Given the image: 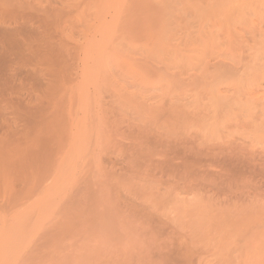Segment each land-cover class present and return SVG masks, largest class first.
Here are the masks:
<instances>
[{"label":"rangeland","instance_id":"obj_1","mask_svg":"<svg viewBox=\"0 0 264 264\" xmlns=\"http://www.w3.org/2000/svg\"><path fill=\"white\" fill-rule=\"evenodd\" d=\"M200 1L0 0V264H244L236 237L264 242V60L238 65L249 35L182 54ZM57 141L47 182H19Z\"/></svg>","mask_w":264,"mask_h":264},{"label":"bare ground","instance_id":"obj_2","mask_svg":"<svg viewBox=\"0 0 264 264\" xmlns=\"http://www.w3.org/2000/svg\"><path fill=\"white\" fill-rule=\"evenodd\" d=\"M188 1V0H187ZM182 4V3H181ZM189 4V6L187 5V4H182V15H183V19L182 20H184V22H186V19L187 18H192V19H196V18H198V19H196L197 21L198 20H200V22H199V24L198 23H195L194 22V26H196V27H194L190 22L188 23V24H190L189 26H188V24L187 25H185V23H182V25H181V23H180V27L181 26H184V27H181L182 28V33H183V37H184V39H183V41H184V43L186 44V42H187V44L186 45H189V47H193L192 49L194 50L195 48H196V50L195 51H193L192 49H190V50H192V51H186L187 49H189V47L186 49V50H184L185 49V47L183 48V52H182V54L183 53H190V55H192L193 56V58H192V56H190L189 54H188V56H190L189 58L191 59H195V60H198V59H202V57L201 56H204V55H206V56H204V57H209V58H211L212 57V59H213V61H215L214 59H216V58H214V57H218V55H219V57H218V59H221V60H227L228 61V59H233V57L232 58H226V55H228L231 51H233V49H235V48H233V47H231L229 50H228V48L230 47V46H232V45H234V44H236L237 46H239V44L241 45L242 43H240L238 40H236L235 39V37L237 38V39H239V40H241V39H243V36L244 35H249L248 37H250V38H247V36L246 37H244L245 39H243V42H248V40L250 41V40H252L250 43H252L251 45V47L252 48H254V49H252V51L253 50H255V47H253V46H255L257 43H259L258 44V46H257V48H256V50L255 51H253V53H250L249 55L247 54V56H244V55H242V60H240L239 62H238V65H240L241 64V66L242 67H245L246 66V68H249L248 66L249 65H251V63L252 62H259V61H261V60H264V28H259V26H261V25H258V29L254 26V28H252L251 26H253V25H251L252 24V22H251V18H253L254 20H258L257 22L259 23V19H260V17H262V14L264 13V0H203V1H200V3L199 4H195V5H190L191 4V2L190 3H188ZM193 4V3H192ZM249 10V11H248ZM264 15V14H263ZM190 18V20H192ZM181 19V18H180ZM189 20V19H188ZM249 21V22H248ZM229 22L231 23V22H238L239 23V26H241L239 29H237L235 26H232V25H235V23H233V24H230V26H228L229 25ZM253 22H255V21H253ZM261 22H263V20H261ZM197 24L199 25V27L197 26ZM208 25L210 28H211V30H212V28L213 29H215V31H216V33H213V31H209V29H208V31L206 32V34H204L205 32H204V30H203V25ZM249 24L251 25V26H249ZM257 24V23H256ZM256 24H254V25H256ZM237 25V24H236ZM188 26V27H187ZM190 26H192V27H194L193 29H196V31L194 30V33L195 32H197V34L195 33V34H193V32L192 33H190V30L188 29V28H190ZM192 29V30H193ZM179 31H181V30H179ZM221 33V34H220ZM209 34V35H208ZM236 34L237 35H239V36H236ZM203 35V36H202ZM222 35V40L224 39V41H226V42H224V41H221L220 39H218L219 37L218 36H221ZM193 38H192V37ZM224 36V37H223ZM182 37V38H183ZM188 37V38H187ZM217 37V38H216ZM257 37V38H256ZM207 38V40H208V42H206L207 40H205ZM187 40H189V41H187ZM1 41V40H0ZM182 41V42H183ZM181 42V43H182ZM192 42V43H191ZM223 42H224V44H223ZM242 42V41H241ZM184 43L181 45L182 47H183V45H184ZM192 44H194V45H192ZM192 45V46H191ZM195 45H197L198 47H202V50L200 49V48H197V46H195ZM222 45H223V47H224V45H225V48H227V52L228 51H230L228 54H225L224 52H222V51H224L223 49H220V48H223L222 47ZM185 46V45H184ZM237 46H235V47H237ZM245 46H247L248 48H249V46L250 45H248V44H245ZM187 47V46H186ZM206 48V49H204V48ZM209 49V51H207L208 49ZM233 48V49H232ZM239 48V47H238ZM240 48H245V47H243V46H240ZM197 49H199V50H201V51H199V50H197ZM216 49H219V52H220V50H221V52L219 53L218 52V50H216ZM251 49V48H250ZM250 49H246V51H248V50H250ZM5 50V49H4ZM216 50V51H215ZM241 50V49H240ZM184 51H186V52H184ZM204 51H206V52H204ZM225 51H226V49H225ZM237 51V50H236ZM251 51V52H252ZM191 52H193V53H197V54H192ZM199 52H201L200 54H198ZM207 52H218V55L217 56H215V55H211V53L209 54H207ZM185 54V55H186ZM202 54H204V55H202ZM215 54V53H214ZM221 54V55H220ZM197 55L200 57V58H198L197 57ZM207 55H209V56H207ZM211 55V56H210ZM238 56V55H237ZM188 57H187V59H189ZM191 59V60H192ZM207 60V59H206ZM220 60V62L221 63H219L220 65H218L217 63L215 64L216 66H214L215 68H218L217 67V65L220 67H223V66H225V65H222V61ZM209 61V60H208ZM234 61V60H233ZM192 62V61H191ZM193 62H195V61H193ZM197 62V61H196ZM229 63H231V62H229ZM234 63H237V61L236 62H234ZM262 63V62H261ZM193 64H195V63H193ZM224 64V63H223ZM257 64V63H256ZM263 64H264V62H263ZM195 65H198V64H195ZM203 65V64H202ZM258 66H259V64H257ZM199 66V65H198ZM227 66V65H226ZM257 66V67H258ZM192 67V66H191ZM203 67V66H202ZM201 67V68H202ZM213 67V68H214ZM228 67V66H227ZM227 67H224V68H227ZM238 67V66H237ZM193 68H197V66H195V67H193ZM212 68V69H213ZM229 68H231V67H229ZM250 68H252V67H250ZM256 68V67H255ZM259 68V67H258ZM258 68H256V71H257V69ZM245 68H241V71L242 70H244ZM195 70H202V69H195ZM218 70V69H217ZM216 70V71H217ZM190 71V70H189ZM188 71V72H189ZM193 71V70H192ZM191 71V72H192ZM203 71V70H202ZM220 71V70H219ZM227 71H228V69H227ZM232 71V70H231ZM199 72H201V71H199ZM238 72H240V71H238ZM247 72V70H244V71H242V73H246ZM253 72H255L254 71V68H253V71H252V73ZM258 72H259V69H258ZM182 73V72H181ZM195 73V72H194ZM209 73V72H208ZM212 73V72H211ZM213 73H214V71H213ZM232 73V72H231ZM262 73H264V72H262ZM202 74V73H201ZM201 74H199V75H201ZM204 75L205 74H207V73H203ZM233 74V73H232ZM254 74V73H253ZM181 75H183V74H181ZM195 75V74H194ZM212 76H213V74H211ZM236 75V74H235ZM238 75V74H237ZM242 75V74H241ZM247 75V74H246ZM251 75V74H250ZM258 75H260V74H258ZM257 75V76H258ZM262 75V74H261ZM188 76H190V75H188ZM188 76H187V78H188ZM196 76V75H195ZM208 76V75H207ZM234 76V75H233ZM257 76H255V77H257ZM197 78H201V77H198V76H196ZM222 77V76H221ZM238 77H240V75L238 76ZM251 77H253V76H251ZM260 77V76H259ZM191 78H193V79H195V77H191ZM208 78H210L209 76H208ZM207 78V81H211V79L209 80ZM214 78V77H213ZM229 78V77H228ZM243 78V77H242ZM188 79H190V78H188ZM220 79V78H219ZM222 79H223V77H222ZM241 79V78H240ZM181 80V79H180ZM197 80H199V79H197ZM202 80V79H201ZM204 80V79H203ZM252 79H250L249 81H251ZM257 80V79H256ZM263 80V79H262ZM183 81H185V80H183ZM190 81V80H189ZM240 81V80H239ZM259 81V80H258ZM200 82H203V81H200ZM205 82V81H204ZM225 82V81H224ZM232 82V81H231ZM242 82V81H241ZM257 82V81H256ZM190 83V82H189ZM214 83V82H213ZM216 83V82H215ZM225 83H228V82H225ZM235 83V82H234ZM260 83V82H259ZM180 84V83H179ZM194 84V83H193ZM204 84V83H203ZM238 84H242V83H238ZM258 84V83H257ZM187 85V84H186ZM201 85V84H200ZM209 85V84H208ZM210 85H212V83L210 84ZM202 86V85H201ZM253 86H256V85H253ZM214 87V86H213ZM235 87H238V86H235ZM229 88H231V85L229 86ZM241 88V87H240ZM232 89H233V87H232ZM232 89H230L231 91H233ZM235 89H237V88H234V90ZM243 89V88H242ZM222 90V89H221ZM244 90H247V93H249L250 91H248V89H244ZM217 91H219V90H217ZM215 92V94L217 95L218 93H220V91L219 92ZM241 90H239V92H240ZM252 91V90H251ZM256 90H254V92H255ZM257 91H258V89H257ZM256 91V93L254 94V95H256L257 96V94L259 93V92H257ZM170 92H173V91H170ZM207 92H209V90L207 89ZM225 92L227 93V90L225 89ZM234 93H235V91H233ZM147 93V92H146ZM182 93L183 92H181L180 94L182 95ZM246 93V94H247ZM165 94V93H164ZM205 94H207V93H205ZM212 94V93H211ZM215 94H213V95H215ZM228 94H229V92H228ZM236 94L238 95L239 93H235L234 95H235V97H236ZM244 94V93H243ZM250 94H252V93H249V94H247V95H250ZM260 94V93H259ZM258 94V95H259ZM166 95V94H165ZM168 95V94H167ZM170 95V94H169ZM213 95H211V97L210 98H215V97H213ZM219 95H221V93L219 94ZM219 95H217V97L218 98H220L219 97ZM229 95H232V94H229ZM229 95H227V96H229ZM254 95H252V96H254ZM133 96H136V95H133ZM142 96V95H141ZM141 96H138L139 98L141 97ZM204 96V95H203ZM144 97V96H143ZM146 97V96H145ZM151 97V96H150ZM174 97V96H173ZM230 97V96H229ZM242 97H244V96H242ZM246 97V96H245ZM135 98V97H134ZM138 98V99H139ZM148 98V97H147ZM180 98V97H179ZM186 98V97H185ZM205 98V97H204ZM218 98H216V100H219L220 102L222 101L223 103H221V104H219V102H217L219 105H224V104H226V106H228L229 104H230V99L227 101V98L228 97H225L224 96V94L223 95H221V98L220 99H218ZM239 98V97H238ZM237 98V99H238ZM247 98V97H246ZM245 98V99H246ZM251 98H253V97H251ZM138 99H136V100H138ZM155 99V98H154ZM187 99H189V98H187ZM187 99L185 100L186 102H188L187 101ZM236 99V100H237ZM245 99H243V100H245ZM142 100H144V99H142ZM142 100H139V103H141V102H143V104H144V101H146V100H148V101H150L149 99H146V100H144V101H142ZM152 100V99H151ZM159 100V99H158ZM171 100H172V98H171ZM209 100V99H208ZM141 101V102H140ZM162 101H163V99H162ZM173 101H175V100H173ZM190 101H192V100H190ZM239 101V100H238ZM135 102V101H134ZM168 102H170V101H168ZM177 102H179V101H177ZM211 102V101H210ZM225 102H227V103H225ZM239 102H242V101H239ZM250 102V101H249ZM256 102V101H255ZM261 102H263V101H261ZM148 103V102H147ZM155 103V102H154ZM184 103V102H183ZM213 103H215V102H213L212 101V103L211 104H213ZM238 103V102H237ZM252 103V102H251ZM257 103V102H256ZM135 104H137V103H135ZM149 105H151V107L153 108V106H152V104L151 103H148ZM191 104V103H190ZM236 104V103H235ZM241 104V103H240ZM254 104V103H253ZM139 105V104H138ZM147 104H145V108L147 109V106H146ZM156 105H158V104H156ZM160 105H162V104H160ZM233 105V104H232ZM239 105V104H238ZM167 106H170V104L169 105H167ZM218 106V105H217ZM225 106V105H224ZM242 106V105H241ZM245 106H247V105H245ZM250 106V105H249ZM253 106V105H252ZM193 107V106H192ZM223 107V106H222ZM236 107H238L237 105H236ZM251 107V106H250ZM254 107V106H253ZM141 108H144V105L141 107ZM160 108H162V107H160ZM178 108V107H177ZM196 108V107H195ZM215 108H220V107H215ZM230 108V107H229ZM241 108H243V107H241ZM255 108V107H254ZM262 108V107H261ZM189 109H191V108H189ZM244 109V108H243ZM259 109V108H258ZM165 110H167V109H165ZM172 110V109H171ZM182 110H184V109H182ZM194 110V109H193ZM220 110H221V108H220ZM234 110V109H233ZM177 111V110H176ZM175 111V112H176ZM189 111H192V110H189ZM195 111V110H194ZM245 111V110H244ZM260 111V110H259ZM262 111H263V109H262ZM162 112L163 111H161V114H162ZM168 112V111H167ZM172 112V111H171ZM199 112V111H198ZM255 112V111H254ZM264 112V111H263ZM179 113H181V112H179ZM178 113V114H179ZM186 113V112H185ZM193 113H196V112H193ZM232 113V112H231ZM152 114H153V112H152ZM233 114V113H232ZM259 115L261 114V113H258ZM173 115V114H172ZM193 115V114H192ZM197 115H199V114H197ZM211 115V114H210ZM175 116V115H174ZM180 116V115H179ZM189 117H191L190 115H188ZM262 117H263V115H261ZM149 117V116H148ZM177 117V116H176ZM175 117V118H176ZM182 117V116H181ZM258 118H260V117H258ZM262 119V118H261ZM186 121V120H185ZM189 121H192V120H189ZM207 121H209V120H207ZM214 121V120H213ZM203 122H205V120H203ZM202 122V123H203ZM217 122V121H216ZM208 122H206V124H207ZM257 123H259V122H257ZM262 123H264V122H261V124ZM213 124V123H212ZM254 124V123H253ZM256 124V123H255ZM213 126H215L214 124H213ZM256 126V125H255ZM254 126V127H255ZM238 127V126H237ZM161 129V128H160ZM165 129V128H164ZM264 129V128H263ZM253 130V129H252ZM169 133H171V132H169ZM168 134V133H167ZM255 134H257V133H255ZM252 135V134H251ZM203 141V140H202ZM205 143V142H204ZM54 144V145H53ZM233 149H235V148H233ZM32 150V149H31ZM64 151H65V149H64ZM204 151V150H203ZM30 152V151H29ZM28 152V153H29ZM31 154H28L27 156H28V160H30V167H31V169H30V172H27L26 174H22L21 176V180L19 181V182H21V183H23L26 187L27 186H29L30 187V189H34V187H37V186H39V184L41 183V182H47V181H45V180H47V179H49V174L50 173H52L51 171H52V169H54V168H52V166L54 165V164H56V163H54L55 161H56V159L58 158V157H61V156H59V155H62V144L60 143V142H54V143H52V145H51V142L50 143H46L45 145H41V144H39V145H36V147L34 148V150H32L31 152H30ZM220 153H222L221 151H220ZM233 153V152H232ZM205 154V153H204ZM63 156H66V155H63ZM65 158V157H64ZM240 159V158H239ZM247 160V159H246ZM252 160V159H251ZM57 161H60V158H58L57 159ZM58 164V163H57ZM60 164V163H59ZM242 164H244V163H242ZM54 166H56V165H54ZM53 166V167H54ZM59 167V166H58ZM1 172H5V171H1ZM53 172H55L54 170H53ZM45 184H47V183H45ZM254 222V221H253ZM252 224V223H251ZM246 225V224H245ZM244 225V226H245ZM248 225V224H247ZM255 227V226H254ZM247 229H249V228H247ZM231 230V229H230ZM251 230V229H250ZM250 230H249V232H250ZM254 230V229H253ZM243 232H246V231H243ZM233 233H235V232H233ZM243 234H245V233H243ZM243 234H241V235H243ZM234 235V234H233ZM236 235H239V231H238V233H236ZM238 237H241V236H238ZM246 237V236H245ZM226 238V237H225ZM232 238H233V236H232ZM235 238V237H234ZM233 238V239H234ZM244 239V237L242 238V239H237V237H236V240L235 241H237V240H239V242H240V247H239V245L238 246H236L237 248H236V250H238V251H240L239 252V254H242L243 255V257L241 256V255H239L238 257H235V260L236 261H242L243 260V262H244V264L245 263H249V264H264V247H263V243L264 242H262V244L260 243V241H258V243H260V245H258V244H256V242L255 243H250V242H248L247 240H243ZM259 239V238H258ZM223 240H225V239H223ZM243 240V241H242ZM221 241V240H220ZM232 242V241H231ZM221 244V243H220ZM223 244V243H222ZM238 244V243H237ZM231 245H233L232 243H231ZM236 245V244H235ZM221 246V245H220ZM259 246V247H258ZM224 247H226V246H224ZM229 248V247H228ZM235 250V251H236ZM232 251V250H231ZM233 254V253H232ZM232 256V255H231ZM239 259V260H238ZM234 261V260H233Z\"/></svg>","mask_w":264,"mask_h":264}]
</instances>
